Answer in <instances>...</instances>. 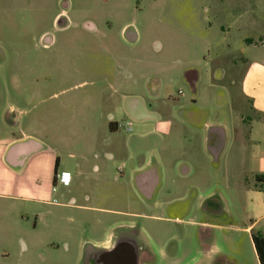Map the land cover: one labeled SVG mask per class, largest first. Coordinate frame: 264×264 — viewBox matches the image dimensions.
<instances>
[{"label":"crops","instance_id":"crops-1","mask_svg":"<svg viewBox=\"0 0 264 264\" xmlns=\"http://www.w3.org/2000/svg\"><path fill=\"white\" fill-rule=\"evenodd\" d=\"M96 3L102 11L93 17L95 22L119 17L108 12L110 0ZM64 23L70 25V19ZM150 32L122 25L115 41L130 50L128 56L114 47L111 31L85 22L75 37L98 39L95 51L100 62L106 59L73 70L75 83L52 96L18 93L28 80L27 70L21 77L15 65L0 63V205L9 206L3 215L9 225L26 222L29 215L42 220L50 201L42 200L39 180L53 182L56 163L57 172L69 175L68 185L60 188L65 199L60 207L107 215L110 230L140 231L139 220L188 225V264H259L251 231H264V37L240 38L245 53L239 59L245 69L238 80L239 97L247 106L236 104L227 116H215L218 93L210 91L216 102L212 109H201L192 100L198 96L201 74L189 58L183 71L192 93L188 109H171L179 99L166 92L162 73L169 67L153 62L145 70L141 45ZM48 35L41 34L44 40L49 37L42 42L46 49L54 40ZM49 69H41L45 80ZM213 75L210 80L217 81ZM37 105L39 111L33 113ZM113 164L118 172L110 170ZM171 175L188 180V203L171 206L160 200L169 191ZM187 212L188 220H183ZM175 246H161L157 252L177 263Z\"/></svg>","mask_w":264,"mask_h":264},{"label":"rangeland","instance_id":"rangeland-1","mask_svg":"<svg viewBox=\"0 0 264 264\" xmlns=\"http://www.w3.org/2000/svg\"><path fill=\"white\" fill-rule=\"evenodd\" d=\"M110 1L108 12L119 17L108 22H95L93 17L102 11L96 0H0V50L4 52L0 63L15 65L21 77L27 70L28 80L18 86V93L33 97L61 94V89L72 86L78 79L73 70L105 61L106 58L100 62L102 57L95 51V45L100 42L98 39L85 35L75 37L76 32L84 29L85 22H94L99 28L111 31L114 47L131 56L129 49L115 41L122 25L130 23L141 31L151 30L150 34H145V44L141 45L145 70L147 72L149 63L160 62L162 67L163 62L167 64L169 71L162 76L167 78L166 92L171 98L179 99L171 104L175 112L188 109V96L192 94L183 81L184 64H188V58L196 69L195 73L199 71L201 74L198 96L192 99H197L195 106L207 110L217 102L219 109L214 107L215 116H227L236 104L247 106L239 97L238 80L245 69V63L239 59L245 53L240 38L264 37V0ZM68 18L70 25L64 23ZM45 31L54 38L48 49L42 47V42L49 38L44 40L41 37ZM84 51L87 56L80 55ZM261 51L260 56H263L264 50ZM157 53L160 58L154 56ZM44 65L50 68L48 85L45 76L42 77ZM212 75L219 77L218 80H210ZM60 78L63 83L58 82ZM72 90L71 87L67 91ZM211 90L216 95L218 93L216 102L210 98ZM229 97L230 103L226 102ZM36 107L33 113L39 111L40 106ZM117 168L118 165L113 164L110 170L118 172ZM171 176L166 181L169 191L164 192L160 200H168L171 206L188 203V180ZM39 182L42 200L50 201L45 205L48 213L42 220L29 215L26 222L9 225L3 215V212L7 215L9 206L0 205V264H82V255L89 246L82 241L102 240L106 244L116 231L126 229L110 230L111 219L107 215L76 214L69 208L60 207L65 200L60 195L61 187L58 186L53 193L51 181L41 179ZM52 198L58 203H53ZM181 216L188 220V212ZM137 224L140 228L138 238L148 242L152 250L157 252L161 246L176 245L177 263L174 257H159L160 264H188V243L192 238L190 234L188 237V225L146 220H139Z\"/></svg>","mask_w":264,"mask_h":264},{"label":"flooded vegetation","instance_id":"flooded-vegetation-1","mask_svg":"<svg viewBox=\"0 0 264 264\" xmlns=\"http://www.w3.org/2000/svg\"><path fill=\"white\" fill-rule=\"evenodd\" d=\"M136 229L116 231L106 244H91L82 255V264H160V255L138 238ZM142 243H141V242ZM158 260H157V259Z\"/></svg>","mask_w":264,"mask_h":264},{"label":"trees","instance_id":"trees-1","mask_svg":"<svg viewBox=\"0 0 264 264\" xmlns=\"http://www.w3.org/2000/svg\"><path fill=\"white\" fill-rule=\"evenodd\" d=\"M193 76H195V73L192 71L190 72ZM186 78H190L189 73L186 75ZM56 163L54 166V173L56 172ZM259 178V177H258ZM263 193H264V187H263ZM251 240L253 243V247L256 253L257 260L259 264H264V236L262 235V232L252 230L251 231Z\"/></svg>","mask_w":264,"mask_h":264},{"label":"built area","instance_id":"built-area-1","mask_svg":"<svg viewBox=\"0 0 264 264\" xmlns=\"http://www.w3.org/2000/svg\"><path fill=\"white\" fill-rule=\"evenodd\" d=\"M125 125L130 127L131 123L126 122ZM68 183H69V175L67 173H64V172H57L56 171L54 173V176H53L52 192H56L58 186L65 187L68 185ZM51 201L53 203H57L55 198H52ZM262 235L264 236V231H262Z\"/></svg>","mask_w":264,"mask_h":264}]
</instances>
